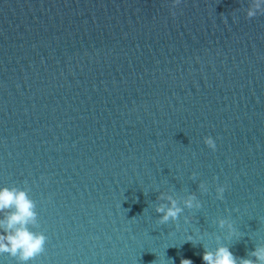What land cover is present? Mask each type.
I'll return each instance as SVG.
<instances>
[{
	"label": "water",
	"instance_id": "95a60500",
	"mask_svg": "<svg viewBox=\"0 0 264 264\" xmlns=\"http://www.w3.org/2000/svg\"><path fill=\"white\" fill-rule=\"evenodd\" d=\"M172 4L0 0V187L28 191L47 237L28 264H203L204 248L254 260L264 246V15ZM160 192L202 207L160 224Z\"/></svg>",
	"mask_w": 264,
	"mask_h": 264
},
{
	"label": "clouds",
	"instance_id": "9594fccd",
	"mask_svg": "<svg viewBox=\"0 0 264 264\" xmlns=\"http://www.w3.org/2000/svg\"><path fill=\"white\" fill-rule=\"evenodd\" d=\"M180 3L181 0H173L172 8ZM245 12L248 19L264 15V0H250ZM172 14L175 15V12ZM204 143L213 151L216 149L215 141L211 136L205 137ZM195 177L196 174L193 173L192 178L195 179ZM226 187V185H218L215 188L217 199H224ZM198 188L201 193L209 191L203 182L199 183ZM157 200L161 201L155 207V212L160 214L158 221L160 224L176 221L185 208L199 210L202 207V203L195 193L187 195V198L183 200V207L173 195L165 192H160ZM0 214H2L0 216V254H8L15 258L17 264H28L29 261L44 252L46 235L33 232L29 228V225L36 224L38 213L36 212V203L29 197L27 190L16 186L0 187ZM217 224L221 228L227 224L230 233L236 234L237 230L229 220L220 218ZM186 241L192 242L193 246L196 245V241L191 235L187 237ZM249 255L255 259L238 258L227 246H220L214 252L204 248L202 261L203 264H264V246L258 245ZM155 262L153 261L152 264ZM172 264H174L173 261ZM180 264H193V261L182 258Z\"/></svg>",
	"mask_w": 264,
	"mask_h": 264
}]
</instances>
